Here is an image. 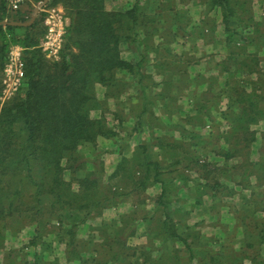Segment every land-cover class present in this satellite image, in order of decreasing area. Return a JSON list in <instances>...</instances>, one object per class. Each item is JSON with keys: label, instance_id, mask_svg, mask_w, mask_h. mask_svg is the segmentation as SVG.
I'll use <instances>...</instances> for the list:
<instances>
[{"label": "trees", "instance_id": "16d2710c", "mask_svg": "<svg viewBox=\"0 0 264 264\" xmlns=\"http://www.w3.org/2000/svg\"><path fill=\"white\" fill-rule=\"evenodd\" d=\"M39 1L42 0L26 5L35 6ZM170 1L165 12L152 14L145 11L140 0L125 11L108 10L105 0H50L48 7L62 4L69 18L61 57L53 62L46 58L39 47L45 32L44 12L40 19L28 27L0 26L3 41L0 47V94L1 72L10 45L20 44L24 48L25 63L24 91L0 108V249L5 247L8 232L17 233L27 226H35L36 234L30 239L28 246H36L51 230L48 227L53 226L56 220H62L67 209H92V214L89 215L96 217L102 214L103 209L122 202L128 194L141 195L157 183L162 185V193L158 195L156 203L158 207L166 209L168 194L175 193L179 187L171 181L170 172L164 170L178 162L164 165L160 160H154L150 154L153 145H157L170 157L183 156L187 159L181 164V168L197 172V169L200 172L209 169L212 176L220 173L229 179L230 168L226 163L215 165L211 169L210 164H205L196 157L198 149H193V146L199 143L194 142L204 139L203 135L195 131L186 133L179 129L184 139L179 140L159 132L166 125L156 115V109L161 110L169 105L178 108V102L174 97L168 104L160 98L163 96L162 92H153L158 83L146 66L152 61L160 63L161 66L166 63L171 67L170 71H175L178 68L175 63L184 59L190 62L193 60L187 53L165 52L161 48L164 41H173L174 28L178 34L186 32L185 25L181 27V22L175 18L176 1ZM181 2L184 3L185 0ZM205 2L211 8L216 7L222 12L228 30L232 17L241 20L242 16L248 15L250 20L246 26L253 27L254 30V35H248L247 38L240 34V38L252 49L249 48L248 53H244L243 57L235 59L234 62L235 77L239 76L238 72H246L244 77L251 76V87H246L244 77L240 81L235 79L233 87H229L233 98L228 111L223 115L230 122V127L218 134V139L227 145L218 152L226 162L236 157L243 159L244 163L248 162L245 170L242 161L233 165V168L237 167L235 169L245 175L239 181L242 184L245 180L247 182L246 174L249 170L256 171V165L250 160L252 143L257 140V133L252 126L264 120V72L259 67L258 55L264 47V17L255 22L250 9L252 0ZM157 8L160 9L159 6ZM9 18L25 21L27 13L21 7L10 10L6 1L0 0V21ZM233 32L232 37L236 40L238 33L235 29ZM124 44L138 56L137 61L123 57ZM241 48L242 46L235 47L233 53L240 55ZM152 53L156 54L154 58L150 56ZM158 54H161V58ZM156 70L162 74L169 73L167 69L155 66L154 72ZM120 71L132 77L124 78L126 84L132 88L129 94L120 92L123 82L121 78H117ZM183 78L185 84L188 76ZM97 84L106 87L101 97L96 91ZM136 93L142 97L141 101L133 100ZM125 95L126 100L133 102L130 138L142 132L143 123L147 120L152 129L150 141L139 143L129 156L122 152L121 144V159L114 171L107 176L98 142L100 138H107L119 143L116 141L119 131L117 126L111 125L107 120L108 110L101 102L110 98L120 100ZM206 99L211 106L202 103L200 109L205 115L195 118L200 126L211 120L208 111L214 110L216 105V100ZM94 111H99L100 114L95 117ZM114 118L120 121V112H114ZM185 119L194 121L188 116ZM174 125L179 128L178 124ZM88 143L92 144L94 152L87 156L80 153V148ZM66 170L70 171V179L65 178ZM262 176L260 181L264 183V174ZM214 180L211 181L213 183L208 182L214 196L218 193L221 196L230 193L229 190L222 193V190L229 188L227 184ZM199 202L200 200L197 201ZM254 205L258 206L257 203ZM164 215L165 221L162 219L160 223H163L166 233L184 243L189 252V264H246L244 259L247 258L245 255L248 248L251 250V263L264 264V257L260 256L251 242L259 239V245H264V221L258 216H241L242 222L238 227L243 229L244 238L240 241V249H235L229 256L223 253V248L192 244L186 236L170 229L169 214L166 212L163 217ZM248 217L250 223L246 221ZM135 219L124 218L129 224L127 231H121L125 237L128 233H135L132 230ZM246 236L249 238V245ZM121 247L124 249L126 245L121 244ZM22 249L23 247L15 250V259L9 255L0 264H17V257L24 254ZM79 250L82 252L81 247L76 250L74 242L67 245V253L71 252L74 258L81 256ZM35 264L59 263L43 261L37 256Z\"/></svg>", "mask_w": 264, "mask_h": 264}, {"label": "crops", "instance_id": "0c3cea01", "mask_svg": "<svg viewBox=\"0 0 264 264\" xmlns=\"http://www.w3.org/2000/svg\"><path fill=\"white\" fill-rule=\"evenodd\" d=\"M136 1L105 0V5L110 11H125L131 9ZM169 1L140 0V4L147 13L154 14L160 11L165 12L171 3ZM175 1V18L185 25L186 32L178 34L174 28L173 41H164L161 48L165 52L187 53L193 60L190 62L184 59V61L175 63L178 65L175 71H170L171 67L166 63L161 66L160 63L152 61L146 66L147 71L150 70L158 83L153 92H162L163 96L160 98L167 101L168 104L174 100V97L178 102V108L169 105L161 110L156 109V115L166 125V128L159 132L168 136L172 135L179 140H184L179 129L186 133L195 131L203 135L204 139L201 138L200 142L199 140L194 142V144L199 143V145L193 146V149H198L196 157H199L200 161L205 164H210L209 168L211 169L215 165L226 163L230 168L229 179L220 173L217 175L212 173V176L209 169L206 172L205 170L200 172V169H197V172L181 168V164H184L187 159L183 156L170 157L162 152L157 145H153L150 154L154 160H160L164 165L178 162L177 165L164 170L170 172L171 181L179 187L175 193L168 194L169 200L166 209L162 206L158 207L156 203L158 195L162 193L160 183L147 188L141 195L128 194L122 202L103 209L102 214L96 217L89 215L92 214V209L81 211L67 209L62 220H56L53 226H49L48 229L51 230L46 233L39 244L34 246L35 256L30 264H35L37 256L43 261H56L59 264H189V252L184 243L166 233L163 223H160L162 219L165 221L166 218L165 215L163 217V213L169 214L168 223L170 229H173L172 231L186 236L192 244L197 246L223 248V253L229 256L234 253L235 249H240V241L244 238L243 229L238 227L242 222L241 216L251 217L254 215L264 221V183L260 181L264 174V120L252 126V129L257 133V140L252 143L250 160L254 163L253 165H256V171L253 172V169L248 171L247 182L244 179V183L240 184L239 181L243 180L245 175L242 171H237L235 169L237 167L233 168V165L240 164V161L243 164L244 160L236 157L226 162L224 157L218 153L220 149L227 146L224 141L218 139V134L227 131L230 127V122L223 115L228 111L229 103L233 98L229 87H233L235 79L240 81L247 75L246 72L241 71L237 73L239 76L235 77L234 62L235 59L243 57L244 53H248L251 47L240 38V34L245 38L248 35H254L253 27L246 26L250 20L249 15L242 16L243 22L232 17L228 30L222 12L216 7L211 8L205 0H186L184 3L181 0ZM56 6L66 12L62 4ZM158 6L160 9L157 8ZM251 7L255 22L262 20L264 0H252ZM234 29L238 33L236 40L232 37ZM239 46H242L240 55L234 54L233 49ZM258 55L259 67L264 72V47ZM135 60H138V56ZM155 66L167 69L169 73L162 74L157 70L154 72ZM184 76H188L185 79V84ZM104 93L105 90L101 94L104 95ZM135 95L137 97L133 96L134 101L142 100L139 93ZM206 98H210L212 101L216 100V105L214 110L208 111L211 120L200 126L195 118L205 115L200 109L202 103L211 106ZM186 116L193 118L194 121L186 120ZM144 122L142 132L131 139L133 140V151L139 143H143L145 140L150 141L152 129H150L147 120ZM174 124H178L179 128L177 129ZM188 138L190 137L188 136ZM101 139L102 144L106 145L102 150V158L108 176L121 159V143L119 141L117 144L107 138ZM106 154L108 156L104 157ZM110 156H113L112 160H109ZM247 163L242 165L243 170ZM241 173L243 176L240 175ZM68 175H65L66 179H70L67 177ZM214 179L229 187L222 190V193L227 190L230 193L225 196L218 193L214 196L212 188L208 185V182L215 181ZM236 198L241 199L240 205L236 203ZM198 200H200L199 203H197ZM254 203H257L258 206L256 207ZM249 217L246 219L247 222L250 221ZM124 218L130 220L136 218L134 220L135 227L132 228L135 233H128L127 237L121 233V231H127L126 227L129 225ZM23 233L32 238L36 234L35 226H29V229H23L16 234L7 233L5 247L0 249L3 261L9 255L15 259L16 248H9L7 244L12 236L20 240L19 236ZM48 238L50 242L45 244V239ZM71 242L76 244V250L81 247L82 252L79 250L81 256L74 258L70 254L71 252L67 253V245ZM246 242L249 245L248 237ZM251 242L254 243V248L258 250L260 256L264 257V245H259V239ZM121 244H125L126 247L122 249ZM44 246L50 248L51 256H46L47 248ZM59 246L63 247V250L56 254L55 249ZM52 250L53 252H51ZM250 251L248 248L245 255L247 258L244 259L246 264H252L249 257ZM16 260L17 264H23L20 262L19 256Z\"/></svg>", "mask_w": 264, "mask_h": 264}, {"label": "rangeland", "instance_id": "374dc122", "mask_svg": "<svg viewBox=\"0 0 264 264\" xmlns=\"http://www.w3.org/2000/svg\"><path fill=\"white\" fill-rule=\"evenodd\" d=\"M43 1V0H42ZM42 1H39L35 4V6H31V5H26V4H23L21 6L22 10L25 11L27 13V20L25 21H22V20H11L10 18L9 19H5V20H8V21H21V22H27V21H30L34 15V12H35V9L39 6L40 3H42ZM186 1V0H185ZM49 3V2H48ZM54 7V6H53ZM52 7H48V4L42 9L40 10L37 18L35 21H37L38 19L41 18V15L42 13L44 12V19H43V24H44V28H45V32L44 34L42 35L41 37V40H40V44H39V47L42 49L43 53L45 54L46 58L53 62V61H57L60 59L61 57V51L56 54V55H51L49 54L47 51L44 50V48L42 47V43L44 42V38H45V34H46V17L48 15L47 11L48 9H50ZM257 11V9H256ZM3 21V20H1ZM34 21V22H35ZM180 26H184L182 25L181 23H179ZM1 26V25H0ZM4 26V25H2ZM8 26V25H7ZM14 26V25H12ZM18 27H22V26H18ZM3 45V41L1 39V36H0V47ZM122 49H123V57L126 59V60H135L137 58V55L133 52V50L130 49V47L127 45V44H124L122 46ZM23 52H24V48L20 45V44H12L10 45L9 49L7 50L6 54H5V63H4V67H3V70L1 72V94H0V108L3 107V105L11 100L13 97H15L16 95L18 94H22V92L24 91V88H25V63H24V60H23ZM152 56L153 58L156 56L155 53H152ZM12 57H18L22 62H23V70H24V77L21 81V84L19 85L18 89L16 90H13V89H10L8 87H6L5 83H4V80L7 78H10L11 79L13 78L12 75H7L6 73V68L11 60ZM158 57L161 58V54H158ZM15 69V66L13 68V70ZM117 78H120L124 81V78L128 79V78H132L130 77L129 75L125 74L124 72H118L117 73ZM245 79H243L244 81H246V87L248 89H250L251 87V84H250V81L251 79V76L250 77H244ZM122 82V85H121V90L120 92H123V94H129V92H132V88L131 86L126 82L123 83ZM119 86V85H118ZM103 90L106 91V87L101 85V84H97L96 85V91L98 93V95L101 97V93L103 92ZM126 96H124V98H121L120 100H116V98H110L109 100H106L104 102H101L104 104V108H106V110H108L106 112V117H107V120H109V123L114 126H117V130L119 131V135L116 137V141H120L121 144H123L121 147H122V152H124L126 155H131L132 153V150H133V137L130 138V135L132 133V127H133V102L130 101V100H126ZM114 112H120V116H121V119L120 121L117 119V118H114ZM99 111H94L93 112V116L97 117L99 115ZM257 129V127H256ZM133 136V135H132ZM117 143V142H116ZM119 144V143H117ZM106 147V145H103L102 144V139L100 138L99 139V142H98V150L102 151L104 148ZM94 147L92 146V144H85L83 145L81 148H80V153L81 154H86L87 156L90 155L91 153L94 152ZM108 154L104 155V157H107ZM110 158L109 160H112L113 156H110L108 157ZM66 174H69L67 177L70 178V171L69 170H66L65 172V175ZM236 203L238 205H240L242 203L241 199L239 198H236L235 199ZM24 229H29V226H27L26 228ZM16 234V233H15ZM22 237V238H21ZM18 238V236H17ZM24 238V239H23ZM19 239H16V237H13L11 238L10 241H8V247L10 248H16V249H22V251H24V254L22 255H19L20 257V262H22L23 264H30L31 262H33L34 260V256H35V247L34 246H28V243L30 242V239H31V236H28V235H25V233L23 234H20L19 236ZM46 242L45 244H49L48 242H50V239H45ZM45 248H47V251H46V256H51L50 255V248L49 247H46L44 246ZM60 248V249H59ZM53 249V248H52ZM61 250H63V247L59 246L55 249L56 251V254H58L57 252H60ZM53 252V250L51 251ZM154 256H156V253H154ZM24 260V261H23ZM3 262V257H2V254H0V263ZM187 262V260H186Z\"/></svg>", "mask_w": 264, "mask_h": 264}, {"label": "built area", "instance_id": "2783aa9c", "mask_svg": "<svg viewBox=\"0 0 264 264\" xmlns=\"http://www.w3.org/2000/svg\"><path fill=\"white\" fill-rule=\"evenodd\" d=\"M10 10H17L23 4L34 2L35 0H5ZM46 34L42 47L51 55L58 54L64 44V38L69 26V18L66 16L63 9L54 6L46 10ZM15 66V69L13 70ZM7 75H12L13 78H6L4 83L6 87L16 90L18 89L24 77L23 62L18 57H12L7 68Z\"/></svg>", "mask_w": 264, "mask_h": 264}, {"label": "water", "instance_id": "95a60500", "mask_svg": "<svg viewBox=\"0 0 264 264\" xmlns=\"http://www.w3.org/2000/svg\"><path fill=\"white\" fill-rule=\"evenodd\" d=\"M50 0H43L42 3L39 4V6L35 9L34 15L30 21L27 22H21V21H8V20H3L0 21V25H14V26H22V27H28L31 26L34 21L36 20L40 10H42L49 2Z\"/></svg>", "mask_w": 264, "mask_h": 264}]
</instances>
